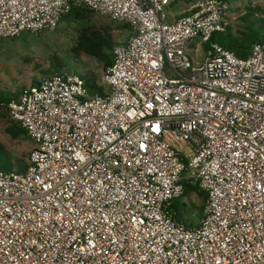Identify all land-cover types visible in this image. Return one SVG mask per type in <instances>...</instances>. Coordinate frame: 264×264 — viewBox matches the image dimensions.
Returning a JSON list of instances; mask_svg holds the SVG:
<instances>
[{"label": "built area", "instance_id": "2783aa9c", "mask_svg": "<svg viewBox=\"0 0 264 264\" xmlns=\"http://www.w3.org/2000/svg\"><path fill=\"white\" fill-rule=\"evenodd\" d=\"M183 1L0 0V40L71 6L130 26L103 94L63 73L9 104L36 146L0 171V264H264V42L237 58L212 42L226 1L171 17ZM183 181L207 195L196 226L169 209Z\"/></svg>", "mask_w": 264, "mask_h": 264}, {"label": "rangeland", "instance_id": "374dc122", "mask_svg": "<svg viewBox=\"0 0 264 264\" xmlns=\"http://www.w3.org/2000/svg\"><path fill=\"white\" fill-rule=\"evenodd\" d=\"M225 1L230 9L229 32L233 35L245 30V19H248V16L252 15L251 19L254 22L256 19H264V14L261 15L257 11V8L264 9V0ZM185 7L183 3L176 4L170 10L171 17L180 15L187 10L188 6ZM86 15L85 20L80 23L66 22L61 18L55 30L40 33L25 32L15 39L0 40V90L6 93H18L19 88L31 87L35 80L38 82L44 78L42 71H53L57 63L64 70L63 72L75 71L81 75L91 72L97 80H100L105 68L99 61L78 49V30L81 28L107 30L116 45L127 41L130 30H127L123 23L114 21L108 16L90 10ZM255 27L259 28L261 25ZM112 52L113 48L111 54ZM10 120L9 116L8 119L0 118V145L12 160L27 163L36 145L30 139H11L6 133ZM199 190L203 192L200 188ZM189 196L191 201L185 202L186 211L183 212L182 218L185 225H191V220L198 221L207 206V200H203L197 192H192Z\"/></svg>", "mask_w": 264, "mask_h": 264}, {"label": "trees", "instance_id": "16d2710c", "mask_svg": "<svg viewBox=\"0 0 264 264\" xmlns=\"http://www.w3.org/2000/svg\"><path fill=\"white\" fill-rule=\"evenodd\" d=\"M193 1L194 0H184L182 3L187 7V5ZM88 11L84 7L71 6L69 11L62 16V19L66 22L80 23L85 20ZM257 11L261 15L264 14V9L257 8ZM251 18H253L252 15L248 16V19H245L246 24L244 31H239L237 32V35H233L228 29L224 34L214 35L212 42L219 43L223 48L232 52L237 58L247 59L251 55L253 46L257 43L264 42V19H256L254 22ZM124 25L127 30H130L129 25ZM257 25H261V27L256 28L255 26ZM115 46L116 43H114L111 33L107 30L102 31L89 28H81L78 30V49L99 61L105 69L112 65L113 55L111 54V51ZM59 66L60 65L57 63V65L54 66L53 71H42V74L45 75L44 78H50L63 73L75 74L82 79L84 87L90 95L103 94V89L98 85L99 80H97L93 73L85 72L81 75L75 71L63 72L64 70ZM40 81L37 82L35 80L31 87L37 86ZM24 89L25 87L19 88L18 93H6L0 90V118L8 119V116L11 118L8 106L12 101L19 99L20 94ZM11 120L6 128L7 135L13 140L19 138L30 139L27 132L21 128L17 122ZM26 168L27 163L12 160L11 156H9L5 149L0 145V171L22 172ZM182 185L184 188V195L187 196L189 201H191L189 195L192 192H197L203 200H207L206 193L199 190L198 184L192 185L187 181H183ZM169 209L174 212V217L178 221H184L182 218L183 212L186 211V206L181 200L172 201Z\"/></svg>", "mask_w": 264, "mask_h": 264}, {"label": "crops", "instance_id": "0c3cea01", "mask_svg": "<svg viewBox=\"0 0 264 264\" xmlns=\"http://www.w3.org/2000/svg\"><path fill=\"white\" fill-rule=\"evenodd\" d=\"M198 222H199V220L196 221V222H194V221L191 220V225H189V226H196L198 224Z\"/></svg>", "mask_w": 264, "mask_h": 264}, {"label": "water", "instance_id": "95a60500", "mask_svg": "<svg viewBox=\"0 0 264 264\" xmlns=\"http://www.w3.org/2000/svg\"><path fill=\"white\" fill-rule=\"evenodd\" d=\"M38 85V84H37Z\"/></svg>", "mask_w": 264, "mask_h": 264}]
</instances>
